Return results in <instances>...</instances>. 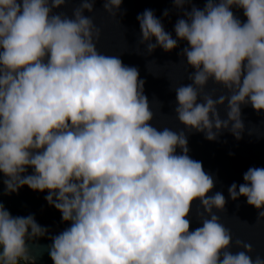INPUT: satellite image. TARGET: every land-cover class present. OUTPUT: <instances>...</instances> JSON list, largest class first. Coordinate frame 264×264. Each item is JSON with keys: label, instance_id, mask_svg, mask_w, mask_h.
<instances>
[{"label": "clouds", "instance_id": "9594fccd", "mask_svg": "<svg viewBox=\"0 0 264 264\" xmlns=\"http://www.w3.org/2000/svg\"><path fill=\"white\" fill-rule=\"evenodd\" d=\"M67 2L0 0L2 183L6 194L47 192L70 225L50 235L34 215L13 217L0 202V264H36L32 249L45 237L53 264H264L242 240V250H230L232 233L217 214L227 200L209 195L214 177L188 155L193 131L240 140L241 106L264 111V0H205L203 9L172 0L182 14L175 38L151 9L137 16L148 55L188 45L179 55L194 69L191 83L174 88L180 131L153 126L139 70L97 50L101 31L83 14L96 0H81L72 17L54 12ZM121 4L103 0L114 18ZM210 81L224 93L205 92ZM243 180L229 198H246L264 220V168H249ZM196 201L201 226L190 231Z\"/></svg>", "mask_w": 264, "mask_h": 264}, {"label": "water", "instance_id": "95a60500", "mask_svg": "<svg viewBox=\"0 0 264 264\" xmlns=\"http://www.w3.org/2000/svg\"><path fill=\"white\" fill-rule=\"evenodd\" d=\"M80 2L81 0H68L65 6L55 9L54 12L72 17L73 10L79 7ZM192 2L201 9L205 5V0ZM146 9H151L162 21L165 31L175 38L174 25L182 14L174 8L172 0H122L115 18L105 12L103 0H96L93 11L85 10L83 14L92 17L94 24L101 31L97 50L105 55L118 56L124 65L139 70V78L145 81L144 94L154 113L153 126L180 131L184 126L178 122L175 115L177 101L174 88L191 83L188 76L194 69L188 68L186 61L179 55L188 45L182 41L179 47L171 52L166 53L157 48L148 55L146 46L140 44L141 31L137 20V16ZM165 10L170 13L168 18L163 16ZM232 11L242 22H246L242 9L234 7ZM205 92L214 93L215 98L224 93V89L210 81ZM218 111L222 119L227 118L224 107ZM241 118L245 130L240 140L231 132L222 131L217 140L208 141L203 133L193 131L188 135V155L193 160L202 162L204 171L214 177L215 187L209 195L222 192L227 200L225 211L217 214L221 223L232 233L233 245L230 250L233 253L242 250L235 247V241L242 240L252 245L253 253L250 255L255 259L257 255L264 257V220L257 221L258 211L247 204L246 198L232 201L228 196V188L233 183H244L243 175L249 168H264V111L257 113L250 104L241 106ZM177 154H180L179 149ZM32 172V169H28V174ZM3 179V174L0 173V202L13 217L32 214L39 225L49 229L50 235H56L70 226L63 222L61 214L47 203V192H35L25 186L16 193L6 194ZM198 211L203 212V209L199 201H196L188 217L191 222L190 231L201 226ZM36 243L42 246L32 249L36 264H53L46 250L51 241L45 237Z\"/></svg>", "mask_w": 264, "mask_h": 264}]
</instances>
